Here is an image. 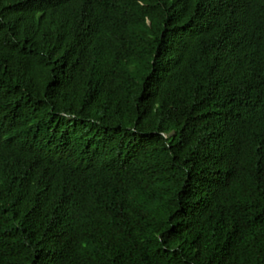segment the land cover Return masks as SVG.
I'll return each instance as SVG.
<instances>
[{"label": "trees", "instance_id": "1", "mask_svg": "<svg viewBox=\"0 0 264 264\" xmlns=\"http://www.w3.org/2000/svg\"><path fill=\"white\" fill-rule=\"evenodd\" d=\"M0 264H264V0H0Z\"/></svg>", "mask_w": 264, "mask_h": 264}]
</instances>
